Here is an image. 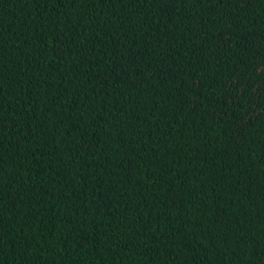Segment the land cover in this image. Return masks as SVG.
Masks as SVG:
<instances>
[{
  "label": "trees",
  "instance_id": "obj_1",
  "mask_svg": "<svg viewBox=\"0 0 264 264\" xmlns=\"http://www.w3.org/2000/svg\"><path fill=\"white\" fill-rule=\"evenodd\" d=\"M0 264H264V0H0Z\"/></svg>",
  "mask_w": 264,
  "mask_h": 264
}]
</instances>
